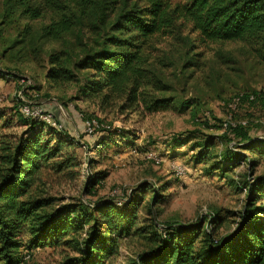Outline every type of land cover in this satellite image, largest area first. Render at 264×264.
I'll list each match as a JSON object with an SVG mask.
<instances>
[{
	"label": "trees",
	"instance_id": "16d2710c",
	"mask_svg": "<svg viewBox=\"0 0 264 264\" xmlns=\"http://www.w3.org/2000/svg\"><path fill=\"white\" fill-rule=\"evenodd\" d=\"M49 11L54 16L43 26V37L59 40L85 27L97 32V37L73 67L65 62V52L50 53L48 82L60 86L78 81V99L102 112L117 108L121 113L146 115L198 106L193 98L181 102L175 84L167 79L164 66L174 65V60H168L173 49L184 53L182 70H191L187 77H192L205 48L215 42L241 41L264 60V0H5L3 18L18 13L37 20ZM165 42L170 48L161 46ZM0 75L18 77L6 65L0 66ZM240 95L237 110L230 109L228 104ZM18 102L15 112L24 130L6 133L11 121H0V264H25L30 256L26 252L45 247L63 252L60 264H115L121 246L130 239L138 240L142 249L129 264H264V174H255L258 158L248 154L264 156V138L252 136L249 120L217 126L224 129L219 137L228 142L219 154L213 152V135L195 143L196 162L216 159L208 171H217L220 177H229L246 161L249 166L236 185L246 191L239 219L232 230L222 232L228 222L221 210L189 222L161 224L153 216L146 224L139 214L143 200L134 195L139 190L126 199L57 205L58 199L45 188L47 178L50 171L80 176L79 142L63 128L25 116L20 110L22 100ZM257 105H264L262 90L238 92L227 101L232 116L251 112ZM201 124L215 127L208 121ZM115 131L118 136L119 130ZM186 142L176 136L171 145ZM87 164L85 191L95 194L107 174L91 173L90 160ZM151 188L144 209L153 215V207L164 199L169 186L152 184Z\"/></svg>",
	"mask_w": 264,
	"mask_h": 264
},
{
	"label": "rangeland",
	"instance_id": "374dc122",
	"mask_svg": "<svg viewBox=\"0 0 264 264\" xmlns=\"http://www.w3.org/2000/svg\"><path fill=\"white\" fill-rule=\"evenodd\" d=\"M4 8L5 0H0V28L1 23L6 22L1 28L0 66H9L18 77L31 78L33 84L28 89L30 98L27 99L53 114L62 123L63 130L79 142L76 150L83 162L80 176L69 178L50 171L47 178L45 188L58 199L57 205L79 201L94 203L107 197L126 199L131 191L139 190L134 195L143 200L139 214L146 224L153 216L161 224L167 220L189 222L221 210L228 222V227L224 226L222 232L234 228V221L239 219L238 214L246 200L245 189L239 191L236 185L248 172V163L246 161L236 167L227 175L229 177H220L217 171H208L209 165L216 159L206 163L196 162L195 155L199 149L195 148V143L213 135L216 144L213 152L214 155L219 154L228 142L219 137L224 129L217 126H225L229 120H249L252 136L264 138V105L254 106L251 112L235 116L227 107V101L238 92L264 91V60L258 53L241 41L211 43L205 48L204 56L198 61L200 63L193 68L192 77H187L191 70L186 73L182 70L184 53L180 48L173 49L167 57L169 61H175L174 65L164 66L167 79L175 84L176 96L181 102L193 98L198 106L146 115L129 111L121 113L117 108L102 112L97 105L78 99V81L54 86L46 76L50 53L65 52V62L73 67L74 62L82 57L87 44L95 42L97 32L85 27L75 29L59 40L50 39L43 37L41 32L43 26L52 20V12L37 20L19 17L18 13L5 19ZM29 28L31 30L27 33L25 30ZM165 44L161 46L170 48L168 42ZM160 54L164 56V51ZM18 77L0 75V116L3 115L0 121H11V126L4 130L6 133H20L25 128L18 122L15 112L19 105L16 95ZM37 93L35 97L30 95ZM194 110L197 117L193 116ZM89 116L102 120L92 134H88L85 127ZM204 121L215 127H205L201 124ZM115 130H119L118 136H114ZM124 134L128 137L125 138ZM176 136L187 139L185 145L173 147L171 142ZM110 138L112 141H107ZM149 152L156 154L160 161L147 157ZM248 154L258 158L255 174H264V156ZM89 160L91 173L103 171L107 174L96 187L95 194L85 191ZM178 164L186 168L183 176L175 174ZM231 178L236 180L235 183ZM148 183L151 187L152 184L155 187L169 186L163 192L164 199L153 207V215L147 208L144 209L152 194ZM138 242L130 239L123 244L115 264H129L142 249ZM25 254L30 255L25 264H60L63 259V252L51 247Z\"/></svg>",
	"mask_w": 264,
	"mask_h": 264
},
{
	"label": "built area",
	"instance_id": "2783aa9c",
	"mask_svg": "<svg viewBox=\"0 0 264 264\" xmlns=\"http://www.w3.org/2000/svg\"><path fill=\"white\" fill-rule=\"evenodd\" d=\"M32 84H33V82L31 80V78L21 77L19 79V86H18V91H17L16 95L19 99L22 100L21 107H20L21 112L27 117L38 119V120L46 123L47 125L61 129L63 126L62 123H60L54 117L53 114H51V113L43 110L39 106H37L35 101L27 99V98H30V96L28 94L29 93L28 89L32 86ZM30 95L32 97H35L38 95V93L35 95H32V94H30ZM251 99H254V98H251ZM241 101H242L241 95L233 98L232 101L228 104L229 108L232 110H237L238 105L241 103ZM243 123L245 124L246 122L244 121ZM99 125H100V121L97 118L96 119L95 118L88 119L85 122L86 132L88 134L94 133L95 129L97 127H99ZM147 157L156 159L157 162L160 161L157 159L156 154H154L152 152H149L147 154ZM175 167H176L175 168V174L177 176H183L184 174H186V168L183 165L178 164Z\"/></svg>",
	"mask_w": 264,
	"mask_h": 264
}]
</instances>
